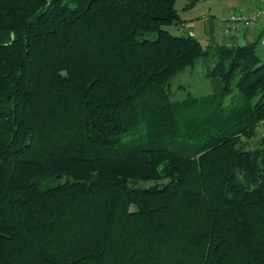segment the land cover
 <instances>
[{
  "label": "trees",
  "instance_id": "1",
  "mask_svg": "<svg viewBox=\"0 0 264 264\" xmlns=\"http://www.w3.org/2000/svg\"><path fill=\"white\" fill-rule=\"evenodd\" d=\"M177 1L0 0V264H264L259 42ZM201 59L221 90L174 101Z\"/></svg>",
  "mask_w": 264,
  "mask_h": 264
},
{
  "label": "rangeland",
  "instance_id": "2",
  "mask_svg": "<svg viewBox=\"0 0 264 264\" xmlns=\"http://www.w3.org/2000/svg\"><path fill=\"white\" fill-rule=\"evenodd\" d=\"M191 1L194 3L187 7ZM251 1L253 0H178L175 8L184 23L168 29L174 35L178 30L182 35H192L202 46L211 43L221 44L223 38L227 36L223 33L226 26L225 20L231 13H244L248 17L255 15L248 6ZM256 54L264 58V46L261 43L256 47ZM212 66V60L201 59L193 68L178 74L171 81L172 99L183 101L188 94L197 99L218 93L222 87L220 82L205 77L206 71ZM133 209L132 207L131 210Z\"/></svg>",
  "mask_w": 264,
  "mask_h": 264
},
{
  "label": "crops",
  "instance_id": "3",
  "mask_svg": "<svg viewBox=\"0 0 264 264\" xmlns=\"http://www.w3.org/2000/svg\"><path fill=\"white\" fill-rule=\"evenodd\" d=\"M248 1H250V0H248ZM248 6H249L251 12L256 13L260 9L264 8V0H253L249 3ZM190 26H191V24L189 25V27ZM177 34H181V32L178 31ZM225 37L226 38H223L222 43L221 44L219 43L220 45H227V46L239 45V46H242V45L252 43L254 41H258L259 43H261L262 46H264V21H262L258 27L246 30L245 32H243L240 35L225 36ZM212 42H214V41H212ZM216 44H218V43H216ZM258 44H257V46H258ZM259 135L260 136L264 135V124H262L259 128Z\"/></svg>",
  "mask_w": 264,
  "mask_h": 264
},
{
  "label": "built area",
  "instance_id": "4",
  "mask_svg": "<svg viewBox=\"0 0 264 264\" xmlns=\"http://www.w3.org/2000/svg\"><path fill=\"white\" fill-rule=\"evenodd\" d=\"M262 21H264V8L256 12L253 17H248L244 13H231L225 20L223 33L227 36H237L246 30L258 27Z\"/></svg>",
  "mask_w": 264,
  "mask_h": 264
}]
</instances>
